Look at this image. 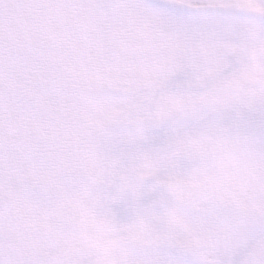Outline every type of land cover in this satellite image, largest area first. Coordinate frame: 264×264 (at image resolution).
Returning <instances> with one entry per match:
<instances>
[{
  "label": "snow or ice",
  "instance_id": "1",
  "mask_svg": "<svg viewBox=\"0 0 264 264\" xmlns=\"http://www.w3.org/2000/svg\"><path fill=\"white\" fill-rule=\"evenodd\" d=\"M0 264H264V0H0Z\"/></svg>",
  "mask_w": 264,
  "mask_h": 264
}]
</instances>
